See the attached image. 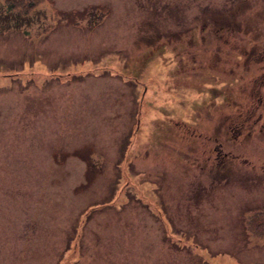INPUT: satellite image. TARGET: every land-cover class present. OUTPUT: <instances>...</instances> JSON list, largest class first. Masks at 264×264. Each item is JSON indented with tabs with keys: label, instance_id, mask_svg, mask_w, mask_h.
Returning a JSON list of instances; mask_svg holds the SVG:
<instances>
[{
	"label": "rangeland",
	"instance_id": "1",
	"mask_svg": "<svg viewBox=\"0 0 264 264\" xmlns=\"http://www.w3.org/2000/svg\"><path fill=\"white\" fill-rule=\"evenodd\" d=\"M203 1L0 0V264H264V64L144 44Z\"/></svg>",
	"mask_w": 264,
	"mask_h": 264
},
{
	"label": "flooded vegetation",
	"instance_id": "2",
	"mask_svg": "<svg viewBox=\"0 0 264 264\" xmlns=\"http://www.w3.org/2000/svg\"><path fill=\"white\" fill-rule=\"evenodd\" d=\"M241 5H242V3H240L236 6H241ZM154 8L156 9L155 4H154ZM184 8H186V6L182 3L178 7V10H176L177 7L175 5H173L171 8H169V10L166 8V12L164 13L163 18H168L167 20L171 19L174 21L175 25H178L181 21L184 20V18L186 16V15L181 16V11ZM218 8H219L218 3L213 4L207 0H204L202 3L200 2L196 6V9L199 10V12L196 14V16L193 17V25L191 27L188 26L187 29L181 30L179 32L178 31L168 32L165 29H163L159 33V36L169 37L168 41L170 42L172 39H176V37L171 38L172 35L178 36V35H180L178 33L184 32L188 37V40L184 45L185 48L194 46V53H195V55H197L200 58H203V57L207 58V57H213V56L218 58L219 57L218 56V49H217L218 40H219L218 35L219 34L230 35V30H229L230 29V19H224V16H221V21H220ZM258 19H259V21H264V16H260ZM251 20H252V18L248 15L244 19V22H245L244 31L245 32L248 31L247 27L248 26L250 27ZM181 25H183V24L181 23ZM185 25H186V23L184 20V27H185ZM174 30H176V29H174ZM186 31H189V32L186 33ZM196 36H198V37H196ZM179 39H180V37H179ZM205 46H208L209 50L203 49ZM250 51H251V49L249 50V52ZM258 57H259V59L254 60V62L264 64V45H262L260 47ZM189 63H191V66H196V65L202 66L203 64H205L207 66H218V65L224 66V65H227V63H223V61H219L217 59L210 60V61L207 59H192V60H189ZM254 93H256V92H254ZM259 117H261V115ZM224 156H226V155H222V157H224ZM213 164L218 165V167H223L224 166V159L216 160V162L215 163L213 162ZM232 170H234L235 172L237 171L236 168L232 169ZM215 172L216 173L218 172L217 166H216Z\"/></svg>",
	"mask_w": 264,
	"mask_h": 264
},
{
	"label": "trees",
	"instance_id": "3",
	"mask_svg": "<svg viewBox=\"0 0 264 264\" xmlns=\"http://www.w3.org/2000/svg\"><path fill=\"white\" fill-rule=\"evenodd\" d=\"M16 1L19 0H6V3H8L12 9L19 8L22 12L24 11L26 13L40 4L43 0H22L21 3L24 2L26 4L25 8H23V6L17 7ZM246 1L247 0H229L228 2L224 3L221 7L218 8V13L220 16L219 20L221 21V16H224V19H230V27H240V24L237 22V17L249 9V5L247 6ZM240 3H242L241 6H236Z\"/></svg>",
	"mask_w": 264,
	"mask_h": 264
}]
</instances>
